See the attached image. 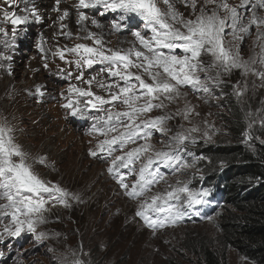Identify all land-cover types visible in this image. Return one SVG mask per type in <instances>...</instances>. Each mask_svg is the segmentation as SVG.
Listing matches in <instances>:
<instances>
[{"label":"snow or ice","instance_id":"obj_1","mask_svg":"<svg viewBox=\"0 0 264 264\" xmlns=\"http://www.w3.org/2000/svg\"><path fill=\"white\" fill-rule=\"evenodd\" d=\"M4 2L12 8L18 6L17 0ZM24 2L25 7L20 9L22 15L15 10L0 9L4 19L13 26L12 44L18 26L30 18L40 19L36 7L27 6V0ZM179 2L191 9L189 17L176 8L173 0H78L76 22L84 35L74 36L70 30L65 31L68 26L63 21L70 15L67 9L58 17L60 35L91 43L57 46L51 52L52 56H58L78 70V74L67 71L69 79L74 77L88 85L84 88L70 84L63 107L72 117L91 119L89 135L103 137L89 154L102 157L109 163L107 172L117 181L123 194L138 202L135 216L153 231L175 226L190 215H199L197 206L208 204L212 195L210 188H194L191 179L179 178L185 174L195 178L201 171L197 165L206 159L192 153L190 145L200 140L211 142L218 131L207 120L193 122L192 117L199 116V112L186 100L187 93L182 89L187 87L209 102L212 98L219 99L214 89L220 88L225 83L223 77L234 70H239L242 77L252 74L264 82V45H261L258 57L253 55L247 60L237 46L251 35L253 28L256 29L257 43L264 39V0H241L238 6L229 4L228 0H204L198 12V0ZM161 3L166 8L162 9ZM59 5L60 0H56L57 12H61ZM98 5L120 14L111 21L113 32L123 31L133 15L140 18L143 28L131 33L135 39L129 42V47L111 48L103 35L87 27L89 17L79 9ZM91 23L96 28L103 27L95 19ZM0 32L4 30L0 28ZM229 35L231 40L226 39ZM37 47L47 61L50 50H46L43 36ZM203 56L210 59L205 62ZM257 64L262 67L258 69ZM94 65L102 66L99 71L107 75V81H98L96 76L84 80L85 70ZM94 82L105 95L92 91ZM247 91V80L232 85V95L238 101ZM36 92L43 95L40 86ZM181 99L185 100L182 108L175 112L166 111L170 104ZM154 110H160L162 114L151 116ZM90 112L94 114L89 115ZM245 116L247 125L242 133L243 143L254 147L251 143L253 128L258 125L264 129V112L246 111ZM177 117L190 126L178 125L169 135L172 130L168 122ZM11 133V128L0 124V221L9 220L3 225L0 238L4 234L20 236L25 231L36 233L40 224L48 222L46 214L51 207L68 208L72 200H80L78 195L59 184L41 178L27 162L28 154L14 142ZM154 133L164 137L160 148L151 143ZM260 143L264 144V140ZM130 144L137 146L129 148ZM39 162L43 163V158ZM162 168L170 172L165 173ZM190 169L195 172L189 173ZM168 175L177 177L175 183L168 181ZM129 177H132L131 181ZM199 178L203 179V176ZM161 182L167 187L154 191ZM46 236L40 232L36 239L43 240ZM50 251L55 252V249ZM55 260L56 264H85L81 256L71 250L56 256Z\"/></svg>","mask_w":264,"mask_h":264},{"label":"rangeland","instance_id":"obj_2","mask_svg":"<svg viewBox=\"0 0 264 264\" xmlns=\"http://www.w3.org/2000/svg\"><path fill=\"white\" fill-rule=\"evenodd\" d=\"M173 2L185 17L190 16V8H186L179 0H173ZM17 3L18 6L12 8L4 0H0V9L15 10L17 14L22 15L20 9L25 7V2L24 0H17ZM228 3L238 6L241 0H228ZM27 6H35L40 19L30 18L24 25L18 26L14 44H12L11 36L13 26L4 19L3 12L0 11V28L7 32V35L0 32V57H8L13 54L14 57L18 58L16 64L21 69L18 71L17 79L24 84L23 86L13 85L15 88H10L9 92H0V95L4 93L5 97L1 99L0 107L2 109L9 105L13 95L18 93L24 95L18 107L30 104L28 106L30 113L27 112V114L30 118L35 117V120L39 119L44 124L41 129L46 134L43 133L36 137L34 135L36 132L34 121L26 119L25 124L29 130L27 136L24 135L23 140L21 137L17 138L19 128H15L11 133L14 142L18 145L25 142L28 148L26 147L23 151L28 154L27 162L41 178L59 184L70 193L78 195L80 200H72L70 202L71 207L68 208L60 205H58L62 207L60 209L51 207L46 214L48 222L40 224L36 233L25 231L20 236L4 234L0 238V264H56L55 257L70 250L76 251L85 261V264H87L86 259L99 264H117L120 260H122L121 264H171V262L205 264L201 259L202 255L196 254V251L199 253L202 249L200 244L206 246L208 244L213 250L219 251V256H224V258H220V264H252L241 257L236 250L224 247L223 235L216 218L199 221L201 220L197 218L199 215L193 214L175 226L153 231L135 216L138 202L123 194V190L117 181L107 172L108 162L102 157H92L89 154L90 150L95 149L98 140L103 138L98 135H89L92 120L79 116L72 117L68 110L63 107L66 103L64 97L68 95L70 84L88 87L83 81H76L74 77L71 79L67 77V71L78 74L74 65L69 66L58 56L51 55L57 46L67 45L71 47L76 43H91V41L75 38L70 40L60 35L58 17L65 9L70 13L69 17L63 21L68 26L65 31L70 30L74 36L84 35L76 22L78 19V0H60L61 12L55 11L56 0H27ZM200 6L198 1L197 12ZM160 7L166 8L162 3ZM79 10L84 11L89 17L86 22L87 27L91 31L103 35L111 48L129 47V42L135 39L131 33L143 28L140 18L133 15L126 22L127 27L123 31L113 32L111 21L120 15L118 12L106 11L99 5ZM93 19L100 22L103 27L96 28L92 25ZM41 36L44 38L46 50H50L47 61L42 58L43 54L37 47ZM226 39L231 40L232 37L229 35ZM261 45H264V39L257 43L256 29L253 28L251 35L246 36L245 40L239 42L237 46L241 56L247 60L253 55L259 56ZM68 58L73 59L72 56ZM209 59L210 57L206 56L204 60L207 62ZM9 61L12 59L9 58ZM9 63L11 64L9 66H12V62ZM101 67V65H94L93 68L86 69L84 80L96 76L98 81H107V75L99 71ZM256 67L259 69L262 66L257 64ZM246 78L248 91L245 95L249 93V96L246 97L247 99L243 104L246 106L260 105V111L264 112V82L252 74L243 77V80ZM0 79H2L0 85L10 81L1 73ZM36 85L40 86L43 95L34 98L31 92L36 91ZM92 88V91L99 89L95 82ZM182 91L187 93L186 100L195 106L196 111L199 112V116L192 117L193 122L200 123L207 120L213 123L215 129L218 130L213 135L211 142L200 141H203L204 146L206 144H218L217 141L223 140L226 134L221 120L223 117H227V113L221 107V101L212 98L209 102H205L201 95H197L199 93H195L187 87L183 88ZM218 93H220L219 89L214 91L215 96ZM254 93L256 95L261 94L262 97L257 99ZM184 103L185 100L181 99L175 104H170L166 111L175 112L177 108H182ZM14 111L15 109L11 110V113H15ZM92 114L94 113H89V115ZM161 114L160 110H154L150 115ZM53 122H56L58 127L47 129ZM7 123L8 118L0 114V124L7 126ZM181 124L185 127L190 126L187 121L179 117L170 120L168 127L172 132L169 135L174 133L177 126ZM51 131L53 134L49 137L47 132ZM162 139L164 137L159 133H154L151 137V143L156 148H160L162 147L160 143ZM35 143H39L43 147L49 160L38 157L37 150H29V147L31 148V145ZM138 143H142V141ZM45 146L47 147L45 148ZM135 146L137 145L130 144L128 147ZM190 149L195 155L198 153L192 150V145H190ZM116 154L119 155L120 153L117 152ZM41 158H43V163L39 162ZM201 162L204 160H201L199 164ZM199 164L197 167L200 169ZM162 171L170 172L166 168H162ZM191 172H195V169H190L189 173ZM200 172L196 175H201ZM190 176V174H185L179 178L184 180L189 179ZM128 179L131 181L132 177ZM167 179L169 182L175 183L177 177L168 175ZM166 187L167 185L161 182L154 191H161ZM74 215H78L81 221L80 225H77L73 220ZM195 218L197 219L195 220ZM8 223L7 218L0 221V231L3 230V225ZM40 232L47 234L43 240L36 239V235ZM91 246L95 248L94 253H89ZM50 249H55V252L50 251Z\"/></svg>","mask_w":264,"mask_h":264},{"label":"trees","instance_id":"obj_3","mask_svg":"<svg viewBox=\"0 0 264 264\" xmlns=\"http://www.w3.org/2000/svg\"><path fill=\"white\" fill-rule=\"evenodd\" d=\"M223 80L225 83L214 91L220 90L217 96L227 113V117L221 120L226 130L224 139L217 141L218 144L204 146L203 141H200V144L192 145V150L198 152L196 155L206 159L199 164L203 179L199 178L201 175L195 178L190 176L191 186L212 190L207 206H197V218L201 219L199 221L208 220V217L216 218L224 247L236 250L249 263L264 264V144L260 143V139L264 140V130L258 125L254 126V139L251 141L254 147L243 143L242 136L247 125L245 112L260 111V105L243 104L249 93L240 101L232 95V85L243 80L239 70L225 75ZM255 97L260 99L262 95L255 94ZM73 220L80 225L78 215H74ZM200 245L202 249L196 254L202 255L205 264H220L219 260L224 256H219V251L213 250L208 244ZM94 249L91 246L89 253H94ZM86 262L99 264L88 259ZM121 263L122 260L117 262Z\"/></svg>","mask_w":264,"mask_h":264},{"label":"bare ground","instance_id":"obj_4","mask_svg":"<svg viewBox=\"0 0 264 264\" xmlns=\"http://www.w3.org/2000/svg\"><path fill=\"white\" fill-rule=\"evenodd\" d=\"M199 3L201 4L200 7H202L204 5V0H198ZM209 7H211V5H209ZM162 9H164V7H161ZM181 12V11H180ZM12 54V53H11ZM9 58L12 59V61H9V62H12V66H9L11 65L8 60L9 59H3L0 57V73L7 77L8 79H10L9 83H6V84H3V85H0V92L4 91V93L7 91L9 92L8 90L10 88L14 86H23L24 84L23 83H20V80L17 79L18 77V71L21 69L17 64L16 62H18V58L17 57H14L13 54L8 56ZM14 61V62H13ZM20 62V61H19ZM15 63V64H14ZM47 70V69H45ZM2 80V79H0ZM5 82V81H4ZM37 86V85H36ZM28 87V86H27ZM34 87V86H32ZM50 87V86H49ZM15 88V87H13ZM36 88V87H35ZM51 88V87H50ZM28 89V88H27ZM30 89V88H29ZM93 89V88H92ZM19 90V89H18ZM17 91V90H15ZM46 91V90H45ZM12 92V91H11ZM18 92V91H17ZM20 92V91H19ZM94 92H96L97 94L99 95H105V92L99 88L98 90H95ZM4 93H2L0 95V102H1V99L4 97ZM11 95V94H10ZM13 95V94H12ZM31 95L32 97H39L40 94H38L36 91H33L31 92ZM22 96H24L22 93L21 94H16V95H13V97L11 98V101L8 103L9 105H6L5 108H2L0 107V114L1 116H5L8 118V125L7 127L8 128H11L12 131L13 129L15 128H19L18 130V134L16 135V137H21L22 140H23V136H27V132H29L28 130V126L27 124H25V120H33L34 121V129H36V132H34V135L37 137L38 135H42L43 133H45V131L43 132V126L44 124L41 123V121L39 119L35 120V117H32L30 118L29 115L27 114V112H29V108L28 106H30V104H26V105H22L20 107L19 106V103L22 102ZM5 98V97H4ZM42 98V97H41ZM38 101V100H37ZM18 107V108H17ZM15 109V113H11V110ZM32 112V111H31ZM34 112V111H33ZM30 113V112H29ZM52 122V121H51ZM57 126L56 122H53L52 125H49L47 129H54L55 127ZM37 127V128H36ZM58 127V126H57ZM41 129V130H40ZM36 133V134H35ZM51 133V134H50ZM31 134V133H30ZM48 136L50 137L52 134H53V131L51 132H47ZM31 136V135H30ZM18 140V139H17ZM19 142V140H18ZM20 143V142H19ZM20 146L22 147L23 150H25V148L27 147L25 142L23 144H20ZM32 147L30 148L29 147V150H32V151H35L37 150V156L38 157H43L46 159H48L47 157V153L44 152V149L43 147L39 144V143H35V144H32L31 145ZM47 146H45L46 148ZM28 148V147H27ZM49 160V159H48ZM52 208H62V207H59L58 205L55 206V207H52Z\"/></svg>","mask_w":264,"mask_h":264}]
</instances>
